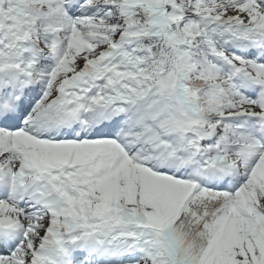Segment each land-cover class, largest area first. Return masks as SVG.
Segmentation results:
<instances>
[{
    "label": "snow or ice",
    "instance_id": "6c2138e0",
    "mask_svg": "<svg viewBox=\"0 0 264 264\" xmlns=\"http://www.w3.org/2000/svg\"><path fill=\"white\" fill-rule=\"evenodd\" d=\"M0 264H264V0H0Z\"/></svg>",
    "mask_w": 264,
    "mask_h": 264
}]
</instances>
